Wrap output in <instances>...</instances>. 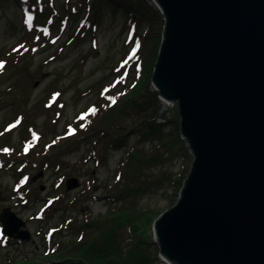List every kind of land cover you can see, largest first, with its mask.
Wrapping results in <instances>:
<instances>
[{
    "label": "water",
    "instance_id": "95a60500",
    "mask_svg": "<svg viewBox=\"0 0 264 264\" xmlns=\"http://www.w3.org/2000/svg\"><path fill=\"white\" fill-rule=\"evenodd\" d=\"M152 1L164 37L151 84L178 104L193 156L178 201L152 226L161 263L264 264V0ZM0 222L31 239L10 208Z\"/></svg>",
    "mask_w": 264,
    "mask_h": 264
},
{
    "label": "rangeland",
    "instance_id": "374dc122",
    "mask_svg": "<svg viewBox=\"0 0 264 264\" xmlns=\"http://www.w3.org/2000/svg\"><path fill=\"white\" fill-rule=\"evenodd\" d=\"M48 1L45 2L48 3ZM150 1L149 4L157 8L152 0ZM51 3L52 8L49 5L46 8L49 13L51 12L50 16L55 12L59 15L53 23L69 20V27L67 26L65 31L61 32L52 48L35 53L27 61L23 59L20 64L13 65L16 67L14 70H7L0 75V131L17 114L27 113L28 115L27 121V116L24 115L22 126L0 137V147L9 143L15 148L10 162L5 160L6 154L4 153L5 156H3L0 150V213L4 208H10L26 222L24 228L32 235L31 240L25 242L12 240L11 243H7L0 240V264H49L55 259L57 251L62 252L66 246L79 242L81 235L82 239L91 236L93 231L75 228L72 225L81 224L85 217L95 218L106 214L111 201L109 194L112 192V185L115 190L124 188L126 201L134 203L143 213L158 211L161 213L159 216L174 205L180 194L178 191L174 196L176 190L170 188L165 182L162 184L158 182L167 174L176 175L182 163L177 159H170L161 165L148 163L154 146L147 140L134 145L140 150L143 159L140 168L135 169L133 165L132 169L137 171L135 181L126 180L127 171H124L121 179H116L118 166L125 158L127 145H124V142H121L118 147L107 144L103 148L102 142L96 145L94 140L96 137L82 138L80 136L76 143L48 156L47 159L37 158V156L40 157L38 154L28 158L30 155L26 156L22 153V138L26 136L24 127L29 122L36 126L37 133L42 137H39V143L27 152L38 151L43 154L46 143L51 142L54 135L62 131L65 123L70 121L89 101L95 100V95H88L87 89L91 88L95 92L105 83L114 80L118 73L116 72L115 75L113 72L115 66H118L119 61L130 53V34L129 29L126 28L128 21L122 8L112 3L100 4L97 10L93 11V15L89 16L88 20L95 21V25H98L97 46L94 48L89 37L87 40L76 39L70 42L71 35L76 34L74 28L86 15V7L82 4H74L78 2L73 0L69 2L52 0ZM69 5L78 6L79 11L71 12ZM70 14H75L72 16L73 19H70ZM22 22V11L15 0H1L0 54L7 52L22 38L24 32ZM148 27L149 23L140 21L137 35L146 33ZM131 30L133 32V29ZM54 31L55 29L51 27V32L55 33ZM58 31L57 29L56 32ZM140 36L136 37L140 38ZM148 45L149 43L145 40L142 50L144 60L138 62L139 66L140 62L145 65L144 71L142 69L144 77L149 76L148 70L150 74L153 73L156 54V48H152L150 53L145 55ZM151 80L152 76L150 92L156 91ZM57 88L63 89L65 106L56 114L45 108L44 100L49 90ZM163 108L165 110L171 108V114L177 113L179 117L177 103L167 106L163 104ZM167 114L170 115V113ZM129 117H133L134 120L127 123L125 118L121 119L116 133H128L127 142L131 146L135 142L136 134L133 130L128 131V126L138 121V117L128 114L127 118ZM163 119L160 118L158 122H163ZM98 153L103 156L100 160L96 157ZM190 156L193 162L191 153ZM180 158L181 155H179ZM189 172H186L185 178L188 177ZM40 173L42 175L36 181L31 180ZM71 177L77 178L80 185L75 189L67 190L66 180ZM24 179L27 182H23ZM156 179L158 182L153 185ZM51 199L55 200L54 205L43 211L45 202ZM36 216H43V219L39 220ZM66 220L70 221L68 225ZM52 230L56 232L50 238L47 235ZM143 234L149 237L150 231L144 229ZM151 239L154 248L159 249L152 234ZM46 244L54 246L53 252L46 250L48 246ZM159 258L161 260L160 253ZM157 264L162 263L159 261Z\"/></svg>",
    "mask_w": 264,
    "mask_h": 264
},
{
    "label": "trees",
    "instance_id": "16d2710c",
    "mask_svg": "<svg viewBox=\"0 0 264 264\" xmlns=\"http://www.w3.org/2000/svg\"><path fill=\"white\" fill-rule=\"evenodd\" d=\"M1 1V0H0ZM46 1V0H45ZM44 0H15L17 6L22 11V26L24 29L23 36L19 39L7 52L0 54V62H3V68H0V75L7 70L11 71L16 68L13 65H18L21 61L29 60L33 55L39 51H46L52 48L57 40L59 34L51 32V27L60 30L62 26L66 28V22L62 21L53 23V20L59 18L55 12L50 16L46 9L49 5L52 8V0L46 3ZM68 2L70 0H67ZM86 7V15L81 18V22L74 28L75 35H71L70 42L79 39V41L92 40V46H97L96 31L98 25L95 21H89L88 18L93 11L97 10L100 4L112 3L118 8H122L126 13L128 24L126 28L129 29L130 53L122 58L118 66H115L113 71L116 75L115 79L109 83L102 85L97 91L91 88L87 89V93L95 95L94 101H89L81 110H79L73 118L66 122L61 132L54 135L51 142L45 145V152L27 151L35 147L39 143V137L42 136L37 133L36 126L29 124L24 127L26 136L22 138V153H25L28 158L37 156L39 159H47L48 156L56 154L58 151L69 147L76 143L80 136L82 138L96 137L94 140L96 145L103 143V148L108 144L113 147L120 146L121 142L126 144L125 158L118 166L116 179H121L124 171H127L126 180L131 179L135 181L137 178V171L133 170L141 167L142 158L141 152L134 145L141 142L149 141L153 143V154L148 161L152 164H164L170 159H177L182 163L179 172L174 175L170 173L165 175L159 182L169 184L170 188L176 190L174 196L178 191L181 192L187 178L186 172H189L191 167V156L186 146V141L182 138L180 130V119L177 113H172L170 109H163V104L159 99V94L156 91L150 92V78L151 74L148 70L149 76L144 77L143 71L145 65L139 60L143 61L142 50L144 41L146 40L148 49L145 50V55L152 48H156V55L164 37V18L159 10L149 4L150 0H73ZM71 12H78V6H70ZM33 17L31 24L28 23V17ZM75 14H70V19ZM140 21L149 23L146 33L137 35L140 29ZM149 21V22H148ZM61 23V24H60ZM74 23V22H73ZM71 23V24H73ZM133 29V32L132 30ZM143 32V31H142ZM54 35V36H53ZM136 36H140L136 37ZM69 42V43H70ZM144 56V53H143ZM154 60V63L156 62ZM153 63V67H154ZM143 69V71H142ZM152 69V68H150ZM46 100H44L45 108L52 110L56 114L61 112L65 106L63 89H51L48 92ZM115 99V103L112 100ZM96 109L95 113L91 112ZM167 113H170L168 115ZM128 114L138 117V121L130 123L128 131H135L136 139L133 145L129 146L128 133L117 134L116 130L119 128L121 119L130 122L134 120L133 117L127 118ZM24 115L26 121L28 119L27 113H19L17 116L6 123L4 128L0 131V137L8 135L12 130L18 129L23 125ZM160 118H164L163 122H158ZM126 123V122H125ZM13 125H15L13 127ZM75 129V132H72ZM71 133V134H69ZM38 137V138H37ZM6 139V138H5ZM39 139V140H38ZM9 138L7 139V141ZM6 141V142H7ZM31 145V146H29ZM8 151H5V150ZM0 150L5 156V160L10 162L13 159L12 153L15 148L5 143L0 147ZM21 152V151H20ZM5 153V154H4ZM179 155L181 158L179 159ZM105 156V155H104ZM100 160L103 156L101 153L96 154ZM48 164V163H47ZM128 167V168H127ZM23 182H27L26 179ZM165 185V184H163ZM126 190H115L112 185V192L109 194L111 201L106 214L91 218L85 217L84 222L76 225L75 228H83L87 231H93L91 236L82 239L79 237V242H75L72 246H66L62 252L57 251L55 259L51 260L49 264H157L159 262V249H155L151 243V228L155 220L158 219L161 213L155 211H145L136 208L134 203L127 202L125 197ZM179 197V194H178ZM175 204L178 201L176 198ZM55 200L51 199L45 202L43 211L54 205ZM37 219L42 220L43 216H36ZM67 224L70 222L66 220ZM71 226V227H72ZM79 226V227H78ZM59 228V227H58ZM148 229L150 236L143 234V230ZM57 231V229H56ZM51 232L50 238L56 232ZM0 240L11 243V239L0 237ZM19 242L18 240H13ZM47 251L53 252V245L46 244ZM46 247V246H45ZM64 247V246H63ZM56 251V250H55ZM48 252V253H49Z\"/></svg>",
    "mask_w": 264,
    "mask_h": 264
},
{
    "label": "snow or ice",
    "instance_id": "6c2138e0",
    "mask_svg": "<svg viewBox=\"0 0 264 264\" xmlns=\"http://www.w3.org/2000/svg\"><path fill=\"white\" fill-rule=\"evenodd\" d=\"M32 19H33V17L31 16V15H29V17H28V23L29 24H31V22H32ZM3 62H0V68H3ZM112 103H115V99H113L112 100ZM95 111H96V109H92L91 110V112L94 114L95 113ZM15 125H13V127H14ZM72 132H75V129H72ZM69 134H71V133H69ZM38 138V137H37ZM29 146H31V145H29ZM5 151H8L7 149L5 150Z\"/></svg>",
    "mask_w": 264,
    "mask_h": 264
}]
</instances>
